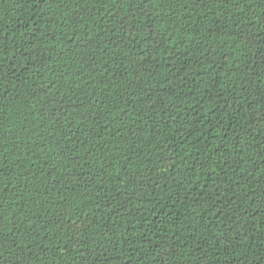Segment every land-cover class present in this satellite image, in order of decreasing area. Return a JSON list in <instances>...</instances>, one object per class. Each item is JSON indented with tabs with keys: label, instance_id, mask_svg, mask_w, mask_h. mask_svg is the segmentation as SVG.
<instances>
[{
	"label": "trees",
	"instance_id": "1",
	"mask_svg": "<svg viewBox=\"0 0 264 264\" xmlns=\"http://www.w3.org/2000/svg\"><path fill=\"white\" fill-rule=\"evenodd\" d=\"M0 37V264H264V0H0Z\"/></svg>",
	"mask_w": 264,
	"mask_h": 264
},
{
	"label": "snow or ice",
	"instance_id": "2",
	"mask_svg": "<svg viewBox=\"0 0 264 264\" xmlns=\"http://www.w3.org/2000/svg\"><path fill=\"white\" fill-rule=\"evenodd\" d=\"M242 39L244 38L243 36L241 37ZM5 37H0V52L4 51V43H5ZM4 94V89L3 87H0V96Z\"/></svg>",
	"mask_w": 264,
	"mask_h": 264
}]
</instances>
